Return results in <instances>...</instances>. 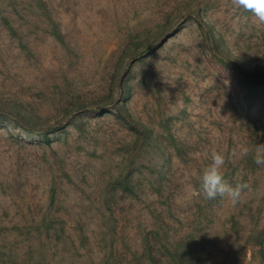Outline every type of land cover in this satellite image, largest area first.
I'll return each mask as SVG.
<instances>
[{
    "label": "rangeland",
    "instance_id": "374dc122",
    "mask_svg": "<svg viewBox=\"0 0 264 264\" xmlns=\"http://www.w3.org/2000/svg\"><path fill=\"white\" fill-rule=\"evenodd\" d=\"M44 1L64 44L45 13L1 3L28 49L0 22V264H262L245 243L264 166L227 160L253 189L236 206L198 186L213 150L264 143V26L231 0Z\"/></svg>",
    "mask_w": 264,
    "mask_h": 264
},
{
    "label": "trees",
    "instance_id": "16d2710c",
    "mask_svg": "<svg viewBox=\"0 0 264 264\" xmlns=\"http://www.w3.org/2000/svg\"><path fill=\"white\" fill-rule=\"evenodd\" d=\"M2 2H6V4L9 6V4L13 7L12 10L14 12L17 13L18 17L22 16L20 14V11L25 10V16H29L30 12L34 13V12H39L40 14H44L48 17V19L51 21L52 23V34L56 36V38L62 42L63 44L65 43L64 37L59 29L58 24L53 20L50 11L45 3L44 0H0V22H2V25L5 26L7 28V30L9 31V33L11 34V36H13L14 38L18 39L19 44L24 48V49H28L27 43L24 42L23 36L20 33V30L16 27V25L13 23L12 18L10 17V15L8 14V9H7V5L6 7H1V3ZM22 5V6H21ZM23 8V9H22ZM196 12L197 11H193ZM217 38V37H215ZM19 105V104H18ZM18 105L16 103L12 104V112H20L18 111ZM22 116H26L24 115V113H21ZM138 132V136L134 142V146H133V150L135 151H141L142 149H144L146 146H148V143L146 141V137L148 136V131H144V132H140L139 129H137ZM171 134V133H170ZM42 136V134H39ZM43 139L46 142H50L51 138L50 135H43ZM131 160L133 161L134 164V158ZM138 181V178H136L134 176V172H130V173H126L124 174L120 179H119V184L120 186L127 192L128 195H133L136 196V182ZM156 190H160V189H156ZM198 190H199V186H198ZM200 193V192H199ZM201 195V194H200ZM201 197H203L201 195ZM55 199V195L53 194L51 197V200L53 201ZM204 200H206L203 197ZM65 223L62 220H55V219H49L44 217L41 225H38L36 229H41V227L45 228V232L48 234V232L53 228L54 231L53 233L56 236L57 240L61 239V235L65 232ZM20 229V228H18ZM113 233L116 232L115 227L112 228ZM147 240L149 238H146ZM53 241V240H52ZM246 245H253L255 247H258V253L260 255L261 258V263L264 264V227L257 229V227H255L253 229V231L248 235V238L246 239ZM58 251L55 253V255H58ZM149 258H150V263L149 264H157L155 262V258L152 255V252H148ZM172 256L174 257L175 255L172 254ZM142 261V259H140ZM143 262V261H142ZM106 264H117V259L114 255V251H111L109 253H107V257H106ZM144 264H148V263H144Z\"/></svg>",
    "mask_w": 264,
    "mask_h": 264
},
{
    "label": "clouds",
    "instance_id": "9594fccd",
    "mask_svg": "<svg viewBox=\"0 0 264 264\" xmlns=\"http://www.w3.org/2000/svg\"><path fill=\"white\" fill-rule=\"evenodd\" d=\"M233 7L251 14L257 26H264V0H231ZM251 156L253 163L264 166V143L254 147L240 145L234 147L226 156L223 152L213 150L210 162L199 173V192L208 200L219 198L236 206L245 202V198L253 191L248 181L229 183L223 175V167L231 157Z\"/></svg>",
    "mask_w": 264,
    "mask_h": 264
}]
</instances>
